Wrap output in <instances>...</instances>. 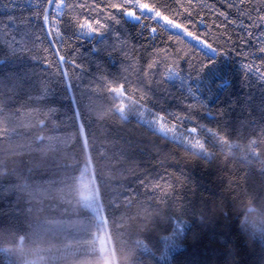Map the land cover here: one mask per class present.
<instances>
[{"label":"trees","instance_id":"obj_1","mask_svg":"<svg viewBox=\"0 0 264 264\" xmlns=\"http://www.w3.org/2000/svg\"><path fill=\"white\" fill-rule=\"evenodd\" d=\"M135 2L187 5L0 0V264H264V27L239 0H195L209 60Z\"/></svg>","mask_w":264,"mask_h":264},{"label":"snow or ice","instance_id":"obj_2","mask_svg":"<svg viewBox=\"0 0 264 264\" xmlns=\"http://www.w3.org/2000/svg\"><path fill=\"white\" fill-rule=\"evenodd\" d=\"M256 3V0H251V3H249V0H239V4L241 5L240 11L245 12V5L252 8L251 12H246V16L249 19V21H257L255 24H253V27H264V4H260L259 11H257V7H253V5ZM141 7H145L144 4L140 5ZM229 6L235 7V5L232 3V0H229ZM116 7H119L118 5ZM147 7H151L148 5ZM197 7V3L195 0H187V5L181 4L179 6V10L175 13L174 16L166 17V20L168 23L166 25H163L162 28L164 31H169L171 36L179 37L180 40L176 42V44L185 42L186 40H191L194 43L190 45L191 47L195 48V46L198 44L200 45V48L198 49L207 59L211 60L213 57L208 56V53L215 54L218 52V48L210 41L208 36H204L201 34H198L194 29V25L196 23H204L202 19L196 20L192 19L194 12L190 9H195ZM201 8L204 7V5H200ZM214 11V10H213ZM253 13H257V15L254 17ZM131 14V13H130ZM181 14H183L187 20L180 19ZM195 16L199 17L200 12H195ZM219 16L224 17L225 20L228 19L227 15L224 12H220ZM85 26L89 30H94L91 25H88L87 22H85ZM156 29H150V32L155 35ZM159 39V37H157ZM257 39L264 40V37H257ZM58 50V49H57ZM259 51L261 53H264V44L259 45ZM61 59L63 57L61 56ZM178 59V57H177ZM255 70V69H252ZM260 74L264 76V66L260 68ZM112 91L117 92L121 95H123V88H113ZM126 105L120 104L119 108L121 111L125 109Z\"/></svg>","mask_w":264,"mask_h":264},{"label":"rangeland","instance_id":"obj_3","mask_svg":"<svg viewBox=\"0 0 264 264\" xmlns=\"http://www.w3.org/2000/svg\"><path fill=\"white\" fill-rule=\"evenodd\" d=\"M141 4L135 2L136 11L141 15H148L154 18L161 25H166L168 21L166 17L154 10L151 7H141ZM131 13V14H130ZM126 17L132 21H139V16L136 14L135 10L127 11ZM191 41V40H190ZM193 42V41H191ZM194 43V42H193ZM200 47V45L197 44ZM214 55L212 53H208ZM139 120L146 123L149 127L156 130L160 134L184 145L188 148L194 150L197 153H200L204 156H210V153L207 152L203 144V140L199 135L198 129L196 128H183L177 124L169 122L165 117L156 112L147 109L141 108ZM86 202H88V195L84 196ZM20 264H28L26 261Z\"/></svg>","mask_w":264,"mask_h":264}]
</instances>
